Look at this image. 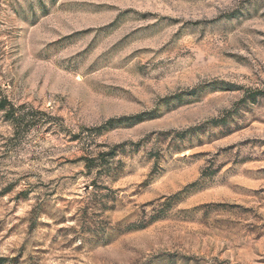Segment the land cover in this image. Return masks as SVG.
<instances>
[{
    "label": "rangeland",
    "instance_id": "374dc122",
    "mask_svg": "<svg viewBox=\"0 0 264 264\" xmlns=\"http://www.w3.org/2000/svg\"><path fill=\"white\" fill-rule=\"evenodd\" d=\"M263 91L264 0H0V264H264Z\"/></svg>",
    "mask_w": 264,
    "mask_h": 264
},
{
    "label": "trees",
    "instance_id": "16d2710c",
    "mask_svg": "<svg viewBox=\"0 0 264 264\" xmlns=\"http://www.w3.org/2000/svg\"><path fill=\"white\" fill-rule=\"evenodd\" d=\"M261 93H264V91L263 92H261ZM2 107H4V106H2ZM13 116H12V118H15V120H16V117L14 116V114H12Z\"/></svg>",
    "mask_w": 264,
    "mask_h": 264
}]
</instances>
